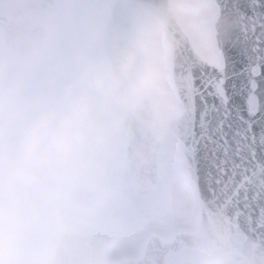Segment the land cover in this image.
Listing matches in <instances>:
<instances>
[{"label":"clouds","instance_id":"9594fccd","mask_svg":"<svg viewBox=\"0 0 264 264\" xmlns=\"http://www.w3.org/2000/svg\"><path fill=\"white\" fill-rule=\"evenodd\" d=\"M50 9L0 39V264H87L82 227L112 199L138 128H162L153 58L162 25L108 37L107 5ZM136 151H141L137 148Z\"/></svg>","mask_w":264,"mask_h":264},{"label":"snow or ice","instance_id":"6c2138e0","mask_svg":"<svg viewBox=\"0 0 264 264\" xmlns=\"http://www.w3.org/2000/svg\"><path fill=\"white\" fill-rule=\"evenodd\" d=\"M198 28L239 21L206 58L181 69V148L158 177L185 239L165 264H264V0H191Z\"/></svg>","mask_w":264,"mask_h":264},{"label":"water","instance_id":"95a60500","mask_svg":"<svg viewBox=\"0 0 264 264\" xmlns=\"http://www.w3.org/2000/svg\"><path fill=\"white\" fill-rule=\"evenodd\" d=\"M173 0H116L108 21V37L111 42L122 39L130 25L137 22L139 12L147 14L154 22L162 25L161 33L168 46L171 61V78L180 102L184 80L181 69L194 67L205 57L195 48L186 30L180 24L173 8ZM182 6H190L191 0H178ZM58 9V0H0V39L28 30L35 26L41 14ZM239 21L228 14L217 12L212 20L211 36L214 46L226 39L230 30ZM181 105V102H180ZM182 112L166 121L167 132L179 143L176 128ZM141 149L136 151L135 149ZM161 142L152 130L138 128L132 140L129 169L131 184L139 196H149L158 184V157ZM184 236L173 234L164 239L151 234L143 255L137 260L122 259L115 264H165L168 255L174 251ZM77 252L87 258V264H107V247L104 238L96 232L82 231L77 242Z\"/></svg>","mask_w":264,"mask_h":264},{"label":"rangeland","instance_id":"374dc122","mask_svg":"<svg viewBox=\"0 0 264 264\" xmlns=\"http://www.w3.org/2000/svg\"><path fill=\"white\" fill-rule=\"evenodd\" d=\"M102 0H63L62 11L75 10L65 35L66 43L72 44L79 39L80 18L79 11L86 5L101 7ZM110 0H108L109 2ZM110 3V2H109ZM174 10L193 39L198 50L207 56L212 50L210 28H198L190 7H182L178 3ZM138 21H151L147 16L140 14ZM153 61L159 71V82L156 96L166 113V117L176 113L178 102L173 94L169 77L167 49L160 34L156 36V43L152 53ZM163 140V150L160 165V175L173 163L179 148L162 128L155 129ZM127 172L118 181L112 199L101 211L83 227H91L100 231L108 241L109 260L126 255L139 253L141 245L150 231L165 235L164 226L174 214V209L159 186L154 194L148 198H138L132 194L127 185Z\"/></svg>","mask_w":264,"mask_h":264},{"label":"flooded vegetation","instance_id":"af4514ba","mask_svg":"<svg viewBox=\"0 0 264 264\" xmlns=\"http://www.w3.org/2000/svg\"><path fill=\"white\" fill-rule=\"evenodd\" d=\"M60 5L61 7H63V0H60Z\"/></svg>","mask_w":264,"mask_h":264},{"label":"bare ground","instance_id":"6f19581e","mask_svg":"<svg viewBox=\"0 0 264 264\" xmlns=\"http://www.w3.org/2000/svg\"><path fill=\"white\" fill-rule=\"evenodd\" d=\"M175 4V3H174Z\"/></svg>","mask_w":264,"mask_h":264}]
</instances>
